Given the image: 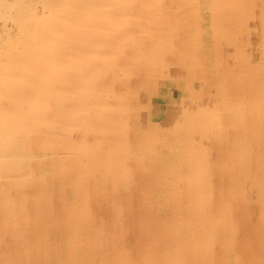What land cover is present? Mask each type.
Instances as JSON below:
<instances>
[{"label": "rangeland", "instance_id": "rangeland-1", "mask_svg": "<svg viewBox=\"0 0 264 264\" xmlns=\"http://www.w3.org/2000/svg\"><path fill=\"white\" fill-rule=\"evenodd\" d=\"M33 86L0 264H264V0H0V104Z\"/></svg>", "mask_w": 264, "mask_h": 264}, {"label": "bare ground", "instance_id": "bare-ground-1", "mask_svg": "<svg viewBox=\"0 0 264 264\" xmlns=\"http://www.w3.org/2000/svg\"><path fill=\"white\" fill-rule=\"evenodd\" d=\"M205 6H206V8H209V3L207 2L205 4ZM212 19H213V17L209 16L208 19H206V21L212 20ZM108 24H109V22H108ZM148 27H152V26H148ZM120 31H122V30H120ZM142 32H144V31H142ZM208 34H209V38H210L212 34L209 31H208ZM175 37H177V36H175ZM26 40L28 41V38ZM176 41H177V39H176ZM67 65H69L70 68L74 67L73 62H68ZM67 65H64V70H66ZM62 70H63V68H62ZM73 76H74V78L71 77V79H68V80H70V82L73 85L72 87L74 88L77 85L81 84L82 83L81 81L84 79L78 77L79 75H77V74H73ZM30 88H31V90H30ZM30 88L27 89V91L29 90L32 92L29 97L24 98V96H21L19 94H15L13 96L14 98L11 99V102H9L8 104H3V103L0 104V161L4 160L3 162H0V168L3 167V169H5L9 166H12L13 164H16V162H21L20 159H24L26 161V156H25V152H24L25 144L22 141V140H24V137L27 136L28 134L32 133V130H35V128L37 126H46L47 122L50 121L51 118L53 120H55L59 115H63L62 110H59L58 112L56 110L53 114H51L53 116L50 118V114H49L48 108H47V106H48L47 105L48 101H47V96H46L47 91L45 92L44 89H37V87L34 88V86L30 87ZM64 91H65V89L63 90L61 88H58V90H55V91L53 90L50 93V96L53 95L52 98H58L57 102H60L61 105H63L64 104L63 99H64V96L66 94V93H64ZM55 100L56 99H54L53 101H55ZM54 103H56V102H54ZM181 151L182 150H179V156H180V153H182ZM32 153L33 152H31V155L28 156V159H31L34 157V159H38L39 161L38 160L37 161L40 162V160L42 159L41 158L42 155H40L39 157L36 158L34 153L33 154ZM43 159H44V161H46L45 159H47V158H45V156H44ZM43 162H42V164L46 163V162H44V163ZM3 163H4V166H2ZM43 166H45V165H43ZM50 166H48V167H50ZM168 167L170 169V172L173 173L172 171L175 169L174 162L172 161L171 165L169 164ZM36 170H37V172H36V178L37 179H39L42 175L45 174V170L42 169L40 166H38V168ZM37 179H35V180L39 181ZM67 198H68V201L72 200V198H70V197H67ZM37 216L38 215L36 214V216L34 217L35 222L33 225H34V227L38 226L35 229L38 230L37 234L39 232V235L37 236V240L39 241L38 247H40L43 245L41 239H45V241H47L46 240L47 233H46V229L44 226L41 225L44 228L43 229H42V227L40 228L39 225H40L41 221L36 220ZM49 226H47V227H49ZM52 226H57V221L52 223ZM41 231H43V232H41Z\"/></svg>", "mask_w": 264, "mask_h": 264}]
</instances>
